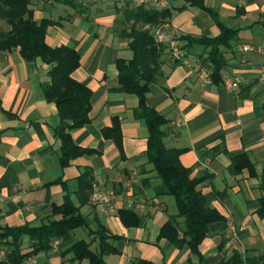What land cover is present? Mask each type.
<instances>
[{
  "label": "crops",
  "instance_id": "obj_1",
  "mask_svg": "<svg viewBox=\"0 0 264 264\" xmlns=\"http://www.w3.org/2000/svg\"><path fill=\"white\" fill-rule=\"evenodd\" d=\"M163 1L164 6L182 7L172 9L165 21L175 33L182 56L173 62L162 45L159 72L148 84L146 104L167 121L162 128L164 146L182 150L178 160L190 168L191 177L205 175L197 188L223 218L208 225L199 246L200 262L184 247L176 249L164 239H156L158 228L176 214V207L172 211L165 187L145 162L146 128L132 118L136 97L116 90L115 58L129 56L126 39L119 34L124 26L123 6L117 3L114 9H104V0L94 7L84 0H29L33 19L45 17L55 22L47 27L46 43L77 50L79 66L70 75L91 90L89 122L72 130L70 137L78 147L95 152L72 160L63 169L58 164L59 142L53 135L58 123L56 109L41 91L49 83V66L38 58L24 61L16 47L0 50V225H37L49 206L60 205L66 193L77 205L76 178L88 167L91 193L94 186L110 193L115 210L125 208L127 200L143 206L136 209L142 218L137 228H124L115 211L100 213V206L90 201L91 195L80 206L87 241L91 238L87 232L91 234L98 225L117 236L110 241L117 253L103 256L105 264H215L232 251L241 257L248 253L264 264V221L255 213L259 207L256 179L248 178L245 171L235 175L230 166V158L241 152L257 172L264 165V80L260 79L264 78V0H203L234 30L227 44L218 46L219 84L206 82L201 75L205 77L209 70L205 61L208 48L184 39L216 35L219 29L211 17L183 1ZM0 28L9 26L0 19ZM242 45L249 49H239ZM227 80L235 81V86H226ZM114 116L120 120L122 157L100 135ZM79 230L51 245L48 253H39L33 258L35 264H87L62 254L70 242L82 239ZM90 248H96L93 240Z\"/></svg>",
  "mask_w": 264,
  "mask_h": 264
},
{
  "label": "trees",
  "instance_id": "obj_2",
  "mask_svg": "<svg viewBox=\"0 0 264 264\" xmlns=\"http://www.w3.org/2000/svg\"><path fill=\"white\" fill-rule=\"evenodd\" d=\"M182 1L204 10L219 29L214 36H185L184 38L186 42H197L208 48L205 58L209 65L208 77L211 83L219 84L222 82V66L216 57L218 46L226 45L233 36L234 30L225 26L214 9L205 5L203 0ZM172 9L181 10L182 7H153L145 2L128 6L124 2L121 12L124 26L119 34L126 39L125 46L129 56L115 58L118 84L116 90L136 97L137 104L132 110V118L142 122L146 128L145 162L151 166L155 178L165 187L176 207V214L168 216L158 228L156 239H164L176 249L184 247L200 262L199 246L205 238L208 225L220 222L223 218L205 202L197 188L206 179L205 175L199 178L191 177L190 168L183 167L178 160L182 150L168 149L164 146L162 128L167 121L157 113L154 107L146 104L148 84L159 72L163 49V46L155 41L152 27L165 22ZM0 19L9 26L7 30L0 28V50L16 47L24 61L32 62L38 58L49 66L47 70L49 83L42 86L41 91L44 99L52 102L56 109L58 123L53 128V135L59 142V167L63 169L72 160L93 154L94 150L78 147L70 137L72 130L80 129L88 124L90 111L91 90L70 75L79 66L77 50L63 44L51 46L46 43L44 38L47 27L55 22L45 17L39 20L33 19L29 0H0ZM177 60L174 59L173 62ZM244 89L242 86L241 91ZM239 96L244 97L245 93H240ZM100 135L102 139L110 140L122 157L120 120L117 117L110 119V125L103 127ZM230 166L233 174L245 171L248 178L256 179L259 207L255 213L264 221V165L261 171L257 172L246 153L241 152L230 158ZM76 179L77 205L73 204L66 193L60 205L49 206L47 215L37 225L23 224L15 227L0 225V251L2 252L0 264H28L27 261L39 253H48L52 241L64 240L73 230L87 227L85 217L80 213V206L86 204L92 194L90 169L84 167ZM58 183L65 192L64 182L60 180ZM136 211L132 207L118 208L115 210V215L124 228H137L141 225L142 218ZM88 232L90 240L72 241L62 254L69 255L71 261L105 264L103 256L117 253L110 243L117 236L100 225L91 234ZM92 240L96 245L95 250L90 248ZM223 244L220 243V247H223ZM242 263L260 264V261L249 256L248 253L241 257L239 253L232 251L227 259L215 264ZM138 264L150 263L138 261Z\"/></svg>",
  "mask_w": 264,
  "mask_h": 264
},
{
  "label": "built area",
  "instance_id": "obj_3",
  "mask_svg": "<svg viewBox=\"0 0 264 264\" xmlns=\"http://www.w3.org/2000/svg\"><path fill=\"white\" fill-rule=\"evenodd\" d=\"M87 1H91V0H87ZM124 1V0H121ZM160 3L162 5V0H160ZM164 6V5H163ZM152 32H153V37L155 39L156 42H158L159 44L163 45L166 52L168 53V56L171 60L174 59H180L182 56L181 51L178 49V46L176 44V40L173 36V31L172 29L169 28L168 23L163 22L161 24H158L157 26L152 27ZM239 49L246 51L249 49V47L247 46H239ZM183 62L187 65H189L188 61L183 60ZM206 76L204 77L205 74H201L202 78H204V80L206 82H209V77H208V72H206ZM261 76V75H260ZM259 76V77H260ZM237 78H235L234 80H236ZM260 79L263 81L264 78L260 77ZM226 86H235V81H226L225 82ZM111 194L110 193H105L103 191L98 190L95 186L93 188L92 194H91V202L95 205L100 206L99 208V212L106 215L109 213H114L115 211V207L114 204H112L111 201ZM134 208V209H141L142 206V202H134L131 200H127L126 201V205L125 208ZM57 243V240H54L51 242L50 245H55ZM227 248H229V245H225ZM234 248V247H232ZM28 264H35V259L31 258L27 261Z\"/></svg>",
  "mask_w": 264,
  "mask_h": 264
},
{
  "label": "rangeland",
  "instance_id": "obj_4",
  "mask_svg": "<svg viewBox=\"0 0 264 264\" xmlns=\"http://www.w3.org/2000/svg\"><path fill=\"white\" fill-rule=\"evenodd\" d=\"M85 1V3L86 2H88L89 3V5H91V6H96V4L98 5L99 3H97V1L98 0H91V1H87V0H84ZM101 1H103V0H101ZM177 2H182V0H176ZM124 2H126L127 3V5L128 6H134L135 4H137V2H134V1H130V0H124V1H121V0H104V3H103V5H104V9H114L115 7H117L118 6V4L117 3H119V6H123V4H124ZM146 2V4L147 5H151V6H153V7H155V6H163V5H165V1H163L162 0V5H161V3H160V1H159V3H160V5L157 3L158 2V0H156L155 2H150V1H145ZM101 7V6H100ZM146 26V25H145ZM146 27H149V25H147ZM154 27V26H153ZM173 36H174V38H175V33H173ZM167 199H168V203H169V206L171 207V209H172V211H173V209L175 208V206H174V201H173V199H172V197H170V196H168L167 197ZM115 207V206H114ZM81 233H83L82 235L83 236H81V238L82 239H84V240H86V236H85V230H83V232H82V229L81 230H79ZM0 255H2V252L0 251Z\"/></svg>",
  "mask_w": 264,
  "mask_h": 264
}]
</instances>
